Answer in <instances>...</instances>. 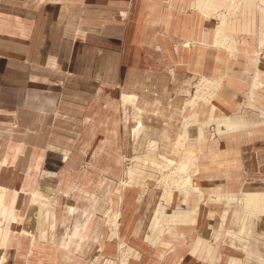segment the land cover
<instances>
[{"label": "rangeland", "instance_id": "374dc122", "mask_svg": "<svg viewBox=\"0 0 264 264\" xmlns=\"http://www.w3.org/2000/svg\"><path fill=\"white\" fill-rule=\"evenodd\" d=\"M194 1L0 0V264H229L236 255L264 264V217L246 216L237 194L223 223L224 201L218 208L212 198L218 190L264 191V134L254 133L264 120L239 118L253 132L236 136L252 143L246 154L214 149L221 85L208 75L218 49L235 52L238 37L258 44L263 5L252 0L251 11L249 0H219L208 13L185 7ZM167 10L191 16L193 39L206 41L213 26L204 75L169 66L167 23L184 24L169 21ZM197 15L204 22L195 30ZM223 20L237 31L217 36ZM201 93L211 103L196 106ZM189 178L202 198L181 188ZM160 205L167 221L158 215L149 240ZM159 230L167 248L155 243ZM218 256L224 261L214 262Z\"/></svg>", "mask_w": 264, "mask_h": 264}, {"label": "crops", "instance_id": "0c3cea01", "mask_svg": "<svg viewBox=\"0 0 264 264\" xmlns=\"http://www.w3.org/2000/svg\"><path fill=\"white\" fill-rule=\"evenodd\" d=\"M253 1L249 0L247 1V3H245L246 7H251V11H254L253 6H257V2L255 3ZM221 4L222 3L219 0H195L190 4H186L185 7L193 6L195 7V10L213 13L217 12L219 8H221ZM179 7H182V4H180ZM179 12L181 14L177 15L176 13L174 14V12L167 10V19H169V21H171V19H179L180 23L184 24L181 25V27L177 28L173 26L172 23H167L169 25H167V38L169 39V42H167V62L173 71H181L180 69L183 68V71L181 72H183V74L186 76H188L187 74H190L192 76L191 78H194L196 76H202L205 74L204 71H202V63L204 61V49L213 47V26L210 28V37L206 41H204L203 39H199V41L197 40L198 37L193 39V37L188 34L193 29V21L191 19V16H184V12L182 10H179ZM202 15L206 18L209 17L205 16L204 14ZM203 16H196L195 30L201 28L202 23L204 22ZM261 18L263 28L261 26L262 29L260 34L258 35V44L254 38L238 37L236 41H233V45L235 47L234 49H236L235 52L229 53L218 49L216 52H214V55L211 58L212 70L211 74L208 75L212 79L218 80L219 84L221 85V90L215 98V105L213 106L212 112L213 120L216 122L217 126V134L221 136V138L219 137V140L222 141H218L215 143L212 142L211 144L213 145L212 147L218 151H243L245 154L246 151H251L252 143L245 144L244 142L241 143L236 139V136L238 134H241L243 131H246L248 135L253 134L251 126L247 127L246 123L244 122L245 120L239 118L245 117L246 115L244 116V114H247L246 112H251L254 115L256 113H260L261 123L264 120V49H261L262 40L264 39V14L261 15ZM210 21L212 20L210 19ZM187 28H189L188 31ZM229 29L231 32L237 31L236 27H234L233 25H231L230 27V25L227 24L225 32L227 31L228 33ZM243 31L252 32L253 30L248 29L246 27L245 29L243 28ZM176 39L180 40L182 44L179 45V43H176L178 44V46L173 52L172 47L170 46L174 44ZM216 40L217 36L215 39V43ZM194 56L195 67L194 69H192L190 65L193 61ZM169 58L171 61H168ZM254 70H256L255 74H258L259 82H255V80L252 81L247 76L249 72H253ZM167 82L172 84L171 78H169ZM239 86L241 88H239ZM245 97H248L249 101L246 102L244 100ZM254 133L263 135L264 123L263 128H259ZM222 136L224 137L222 138ZM227 136L231 137L227 138ZM176 148L181 150L179 147ZM258 151L260 153L263 150L261 149ZM233 159L237 160L235 155L233 157H228L227 163L231 161L233 162ZM235 165H240V163H237ZM259 166L261 168H264V159L259 160ZM228 179L231 180V178ZM252 190L253 189H245L244 191H242V193H237L239 191L233 190H227L226 192H223L224 190L214 191L212 198L218 199V208L221 205L220 203L224 201L225 209L223 210V212L225 211V217L222 221L223 223L226 221L227 215L229 218V213L231 211L230 207L234 204L232 201L236 199L237 194H241V196L243 195L244 202L242 203L244 210L247 211L246 216L251 217L253 214H255L257 218L264 217V212L262 209L255 210L252 207H246V199L244 196L246 193L260 192L261 194H264V191ZM158 215H163L164 222L167 221V209L165 206L160 205L156 209V217L153 224V229L152 231H150L147 237V239L149 240L153 239L154 237V229L157 224V218H159ZM168 220L169 222H172V220H170L169 218ZM241 229H244V227H242ZM199 241L200 240L196 241L195 247L198 246ZM159 242L155 243H159L158 245H163L165 248H167V237H164L163 240L161 238ZM238 257L240 256H228L226 262H228L229 264H241V258ZM213 261L219 263L220 261L223 262L224 260L222 256H218L217 259H214Z\"/></svg>", "mask_w": 264, "mask_h": 264}, {"label": "bare ground", "instance_id": "6f19581e", "mask_svg": "<svg viewBox=\"0 0 264 264\" xmlns=\"http://www.w3.org/2000/svg\"><path fill=\"white\" fill-rule=\"evenodd\" d=\"M261 4L263 5V7H260V11L262 13L261 15H263L264 14V0H261ZM226 27H227V23H225V20H223L222 26H221V28H219V31L217 32V36H219V34L222 32V29H226ZM262 28H263V26H262ZM262 46H264V39L262 40ZM262 46H261V48H263ZM257 81L259 82L258 74L255 75V82H257ZM209 84H212V83L209 82ZM218 85H219V83H217L215 85V89L218 88ZM213 87H214V85H213ZM211 97H212V94H210V96L206 99L205 95L203 93H201L200 95H197V97L195 98L194 102H195L196 106L198 105L199 102H204L205 103V101H206V103L208 104V103H211V101H210ZM123 100L127 101V102L134 103L136 101V96L135 95H128V94L126 95V94H124L123 95ZM191 105H193V102L191 103ZM196 117H197V115H196ZM186 127H187V125H186ZM186 139H187V130H185L184 135H181L179 137V139L177 140L176 147H179L182 150L184 148V142H185ZM167 161L170 164L173 163L172 160L167 159ZM181 188L186 189L189 192L197 193L200 196V198L203 197V193L198 188H196V187H194L192 185V182H191L190 178L189 179H184L183 181H181ZM244 196H245V199H246V207H252L255 210L262 209L263 212H264V194L263 193L262 194L260 192L259 193H246ZM167 197H168L169 201H171L172 200V192L170 194H168ZM119 219L113 220L114 231H113L112 235H114V236H118V234H119L118 233V230H119ZM164 232H165L164 230H159L157 232L158 236H157V241L156 242L160 241V239L162 237V234ZM167 233H169V232H167ZM130 249H132V248H129L128 250H130ZM125 259H126V257L122 261H125V262L128 261V260H125ZM126 263H128V262H126Z\"/></svg>", "mask_w": 264, "mask_h": 264}]
</instances>
